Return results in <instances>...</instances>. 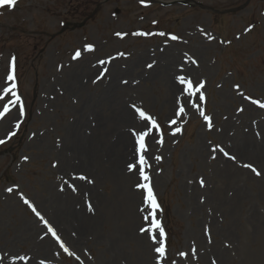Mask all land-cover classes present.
I'll return each mask as SVG.
<instances>
[{
	"label": "rangeland",
	"instance_id": "obj_1",
	"mask_svg": "<svg viewBox=\"0 0 264 264\" xmlns=\"http://www.w3.org/2000/svg\"><path fill=\"white\" fill-rule=\"evenodd\" d=\"M160 1L171 0H17L0 8V111L5 104L9 108L0 118L2 264H157L159 244L140 232L150 222L140 211L139 171L127 170L136 160L132 130H146L133 105L163 130V144L153 133L144 154L157 201L168 211L163 217L160 205L157 212L171 233L167 242L164 230L160 264H264V164L246 156V164L262 174L246 168L249 176L240 174L230 184L217 178L212 165L223 154L212 149L222 145L219 134L226 122L244 130L264 128V108L244 99L264 102V0ZM214 8L236 9L221 16ZM87 45L92 50H85ZM77 50L90 55L93 70L77 77L87 86L69 93L66 76ZM155 67L168 71L179 89L180 75L194 85L205 82L200 106L211 117V129L188 97H183L186 115L175 116L180 91L170 90L171 82ZM10 71L13 81L7 80ZM112 76L108 97L101 91ZM12 83L20 97L16 104L3 92ZM121 111H130L142 126L118 120ZM172 119L177 123L170 126ZM176 127L182 130L173 136ZM126 141L122 157L119 149ZM65 190L93 217L86 222L79 212L59 229L51 221H58L60 212L49 197ZM21 196L74 255L60 248ZM155 235L159 240L158 231Z\"/></svg>",
	"mask_w": 264,
	"mask_h": 264
},
{
	"label": "snow or ice",
	"instance_id": "obj_2",
	"mask_svg": "<svg viewBox=\"0 0 264 264\" xmlns=\"http://www.w3.org/2000/svg\"><path fill=\"white\" fill-rule=\"evenodd\" d=\"M141 2H143V0H141ZM17 3V0H0V8L2 7H13L15 6ZM117 36H121V33H117ZM141 35H143V33H141ZM160 35H165V33H160ZM172 40H177L178 37L175 35H172L170 37ZM85 50H92V46L91 45H87L85 46ZM82 55L81 50H77L73 56V59H78L80 56ZM119 55L123 56V53H120ZM100 64H104L106 63L105 61H99ZM192 63H196V61H192ZM149 68L153 67L152 64L148 65ZM106 71V69H105ZM103 76V73H101L100 76L97 77V79H100ZM7 80L8 81H13L14 80V75L13 73L10 71L8 76H7ZM176 81L179 85H183L182 88L178 89V91H180V96H178L176 98V108H175V116L177 118L183 117L186 115L185 112V107H184V101H183V97H188V103L192 104V107L196 109L197 112H199L200 116L203 117V120L206 122L207 126L209 127V129H211L212 127V123H211V117H209L208 115L205 114L204 109L200 106L203 102H205L206 97L202 91V89L205 86V82L204 81H200L198 85H194L192 80L190 78H186L183 75L177 76L176 77ZM95 82V81H94ZM125 83H127L125 81ZM16 84L12 83L11 87H5L3 89L4 94H8L11 93V96L14 97L15 99L12 100L11 102L13 104H16L20 101V97L17 95V93L14 91V89L16 88ZM237 89H239V85L235 86ZM243 95V94H242ZM197 97L196 100H192V97ZM244 99L246 100H251L252 104H256L261 108H264V102H261L260 100L257 99H252L251 97L245 96ZM133 107L136 110V113L138 114V117L141 121H145L146 123L144 124L145 127V131H139L137 132L135 129L132 130V134L135 137V156H136V160L134 163H129L127 165V170L129 172H134V171H139V177L140 180L142 181L141 183H138L136 185L137 189L142 190L143 193V206L141 207L140 211L146 213L144 215V220L146 222H150L149 227H142L140 229V232L143 233H149L150 238L152 239L154 244H159L158 247H155L154 251L156 253H158V257H157V264H160V259L163 258L165 256V243H164V238H165V231L164 228L161 226L160 221L157 219V212L160 210V205L157 201L154 189L152 187L151 184V179L150 177L146 174V168L150 167V165L148 164V160L145 157V153L148 151V144H147V138L149 136H152L153 133H155L156 135H158L160 137V139H158L156 142L158 144H163V130L161 128V126L159 125V123L157 122V120L151 116L146 114L145 111H143L141 108H136L135 105H133ZM9 111L8 105L5 104L3 111H0V118H3L4 115ZM239 111H243V109H239ZM19 112L20 115L23 116L24 115V108L23 105L20 104L19 106ZM177 123L176 119H172L169 121V125H175ZM181 128L180 127H176L172 132L171 135H176L177 133L181 132ZM12 135H14V133H12ZM4 141H0V143H3ZM213 152L219 151L221 153H223V155L225 157H227L230 160H235L236 157L229 155V153L227 151L224 150L223 147L216 145L213 149ZM214 158V157H213ZM155 159L157 161H159L161 159L160 156H156ZM243 167L246 168H251V170L257 175H260V172L257 171V169L255 167H253L250 164H245L243 165ZM80 180H86L88 183H94L93 180L88 179L86 176L84 175H80L79 177H77ZM201 186H204V181L201 179L200 181ZM75 187L73 186V191H75ZM7 191L11 192L12 189L9 188L7 189ZM21 199H23L24 203L32 210V212L44 223V225L47 227V230L49 233H51L52 237L56 239V241L59 243V246L61 249H63L64 252L69 253V255H74V253H70L68 248L64 245V243L61 241L60 237L57 235V233L55 232V230L53 229V227L48 223V221L41 215V213L39 211H37L36 207L26 198H24L23 196H21ZM89 210L91 209V205H89ZM158 231L159 234V240H157V237L155 235V232ZM208 230L206 229V232ZM43 238V237H42ZM211 242V241H209ZM181 256L186 255L185 253H180ZM19 259L24 260L25 257L21 256L19 257ZM3 261V257H0V264H2ZM41 264H44L43 261H41Z\"/></svg>",
	"mask_w": 264,
	"mask_h": 264
},
{
	"label": "bare ground",
	"instance_id": "obj_3",
	"mask_svg": "<svg viewBox=\"0 0 264 264\" xmlns=\"http://www.w3.org/2000/svg\"><path fill=\"white\" fill-rule=\"evenodd\" d=\"M85 56L88 57L90 55L85 54ZM86 57H83L81 55L78 59H73V57L71 58L72 59L71 62H73V67L71 69L73 70H71L70 73L66 76L67 83L69 82L68 83L69 93L75 92V90H78L77 88L83 89L85 86L88 85L83 83V78H80L81 81L77 79V77H80V75L82 74H89V71L91 70V68L89 67L91 65L88 64L91 63V59ZM77 65H79V68H76ZM155 68L159 75H162L165 80H169L171 82L170 90L179 89V87L173 84V82L169 79L168 71H164L161 67L159 68L155 67ZM169 68H171V64H169L167 69ZM114 78L115 76H112L110 78L109 83L102 89L101 91L102 94H106L108 97L112 95V91L110 87L112 81L115 80ZM169 95H171V93H169ZM177 95H179V93L176 94V96ZM172 96L174 98V94ZM118 120L124 123L134 124L137 126H142L143 124L130 111L128 112L121 111L118 114ZM223 126H224L223 130L221 134H219V136H221V141L223 142L221 146L223 148L226 147L228 150L226 148L225 149L227 150L229 155L235 156L236 159L230 160L227 157H225L223 154L218 153V156L215 157L216 160L215 162L212 163V165L216 169L215 175L217 176V178L221 177L222 179H224V181L230 184L231 182L230 180L233 179V177H236L240 174H247L249 176V173L247 172L248 170L246 171V167H243V165L246 164V162L244 161L246 156L255 157L257 162H262L264 164V128L262 124H259L256 126V129L245 128L246 130H244V128L237 125L235 121H231V120L226 122ZM127 147L129 146H128V142L126 141L122 144L121 148L119 149V154L122 157H125ZM116 169L120 170V167ZM249 169L251 170V168ZM259 172L260 174H262L261 171ZM129 174H131L129 178H132L133 176L135 177L134 173H129ZM216 188L214 190H219L218 187ZM136 197H137V192L132 191V200H135ZM75 200L76 198L67 190H65L64 192H56V191L51 192L49 201L53 202L57 211L60 212L59 214L60 216L57 217L58 221L52 220L51 222L53 224H56L59 229L64 224L71 225L72 216L77 217V213L79 212H81L80 216L84 217L86 222L93 217V216L87 217L86 213L84 214V212H86L85 209L82 211L80 210L79 206H76L75 203L73 204Z\"/></svg>",
	"mask_w": 264,
	"mask_h": 264
},
{
	"label": "trees",
	"instance_id": "obj_4",
	"mask_svg": "<svg viewBox=\"0 0 264 264\" xmlns=\"http://www.w3.org/2000/svg\"><path fill=\"white\" fill-rule=\"evenodd\" d=\"M165 215H166V216L168 215V211H167V209H166V211H165ZM168 229H169V227H168ZM169 231H170V229H169Z\"/></svg>",
	"mask_w": 264,
	"mask_h": 264
},
{
	"label": "water",
	"instance_id": "obj_5",
	"mask_svg": "<svg viewBox=\"0 0 264 264\" xmlns=\"http://www.w3.org/2000/svg\"><path fill=\"white\" fill-rule=\"evenodd\" d=\"M185 2H187V1H185Z\"/></svg>",
	"mask_w": 264,
	"mask_h": 264
}]
</instances>
